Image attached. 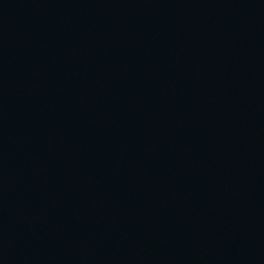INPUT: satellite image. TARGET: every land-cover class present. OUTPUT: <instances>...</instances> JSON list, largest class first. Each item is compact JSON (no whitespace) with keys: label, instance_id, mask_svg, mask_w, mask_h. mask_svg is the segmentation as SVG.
Segmentation results:
<instances>
[{"label":"water","instance_id":"95a60500","mask_svg":"<svg viewBox=\"0 0 264 264\" xmlns=\"http://www.w3.org/2000/svg\"><path fill=\"white\" fill-rule=\"evenodd\" d=\"M0 264H264V0H0Z\"/></svg>","mask_w":264,"mask_h":264}]
</instances>
